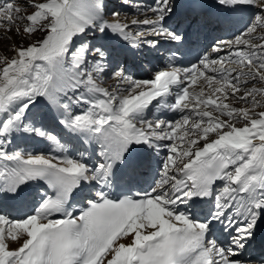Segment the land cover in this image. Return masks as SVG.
Listing matches in <instances>:
<instances>
[{
	"label": "snow or ice",
	"instance_id": "6c2138e0",
	"mask_svg": "<svg viewBox=\"0 0 264 264\" xmlns=\"http://www.w3.org/2000/svg\"><path fill=\"white\" fill-rule=\"evenodd\" d=\"M216 2L226 18L257 11L232 40L184 67L173 54L151 79L135 78L116 45L94 41L158 49L163 40L179 52L189 42L164 24L170 0L146 9L155 19L132 21L147 26L135 33L106 19L120 15L107 0L0 3V27L19 35L26 20L29 37L44 34L0 58V264H264L247 255L264 223V110L256 111L264 108V86H256L264 85V43H253L264 41L254 35L264 33V0ZM106 78L118 81L114 90L101 86ZM200 80L208 91H190ZM150 106L180 118L150 120ZM49 115L69 137L92 142L97 161L70 153ZM21 133L60 155L12 149ZM162 150L159 179L134 192L146 175L140 155ZM206 198L213 205L201 215L197 202ZM216 224L230 233L227 244L213 236Z\"/></svg>",
	"mask_w": 264,
	"mask_h": 264
},
{
	"label": "rangeland",
	"instance_id": "374dc122",
	"mask_svg": "<svg viewBox=\"0 0 264 264\" xmlns=\"http://www.w3.org/2000/svg\"><path fill=\"white\" fill-rule=\"evenodd\" d=\"M0 1H1V3L4 2V0H0ZM27 2L28 3L39 2V0H27ZM17 3H18V6H20L22 8L26 6L25 0H17ZM31 11H33V9L28 8L26 12L22 13V15L26 16L27 14H30ZM117 19H118L117 17L111 16V20L115 21ZM133 19H135V17L128 16V18L126 20H123V21H126V22H129L131 20L134 21ZM26 26H27V21L26 20L18 22V27L20 29V34L19 35L17 34L15 26L12 28L11 31H6V27L7 26L0 27V58H4V57L11 58V57H13V55L15 56V52L12 51V49H14L15 46L16 47H18L19 45L27 46L28 44L34 42L35 40L40 39L44 35L43 33H39L38 32V33H35V34H33L32 36L29 37L27 33L23 32V29ZM133 27L134 26L132 25L131 28H133ZM262 43H264V41H262ZM3 50L5 52H3ZM115 82H118V81L115 80ZM202 87H205V86H202ZM205 91H208L206 87H205ZM258 100H260V99H258ZM235 106H237V107H240V106L241 107H246L247 105L243 104V103H238L237 101H235Z\"/></svg>",
	"mask_w": 264,
	"mask_h": 264
},
{
	"label": "bare ground",
	"instance_id": "6f19581e",
	"mask_svg": "<svg viewBox=\"0 0 264 264\" xmlns=\"http://www.w3.org/2000/svg\"><path fill=\"white\" fill-rule=\"evenodd\" d=\"M257 10H255L254 9V12L253 13H255ZM244 14H241V16H243ZM119 19V18H118ZM134 21L135 20H142V19H137V18H135V19H133ZM125 23H129L130 25H131V22H132V20L131 21H129V22H126V21H124ZM132 26V25H131ZM134 27H135V25H133ZM138 30V29H137ZM262 33L260 32V30H258L257 31V33L256 34H254V35H261ZM18 42V41H17ZM15 48H17L16 46H15ZM4 49V48H3ZM3 52H5L4 50H3ZM6 54V53H5ZM14 56V55H13ZM115 81H113V83L111 82V86H112V88L114 89L115 88V86L118 84V82H116V83H114ZM257 87H261V86H264V85H260V84H257L256 85ZM258 99H260V101L261 102H264V97H258ZM230 103H233L234 104V106H235V100H230L229 101ZM245 106V105H244ZM250 106V105H249ZM151 107V106H150ZM237 107V106H236ZM241 107V106H240ZM246 107H248V105L246 106ZM261 110H264V108H257L256 109V111L257 112H259V111H261ZM149 111H148V113H146V115L148 116L149 115ZM50 117H51V115H50ZM57 123V122H56ZM58 124V123H57ZM239 126V125H238ZM21 137H28V135L27 134H24V135H22ZM33 138V137H32ZM37 139H35V138H33V141H36ZM39 141V140H38ZM43 144V142H40L39 141V146H41ZM39 150H41V151H43L44 150V148L42 147V148H40ZM163 155H165V153L163 154ZM161 159V157H159V160ZM208 212V210L207 209H205L204 208V210L201 212V215H203V214H206ZM217 230H215V232H219L220 231V229L219 228H216ZM219 234H220V236H221V233L219 232ZM20 242L22 243V238H21V240H20ZM125 242H127V241H125ZM18 246V243H10V248H16ZM263 247H264V244L262 245ZM261 256H264V254L262 253L261 254ZM260 256V257H261Z\"/></svg>",
	"mask_w": 264,
	"mask_h": 264
}]
</instances>
